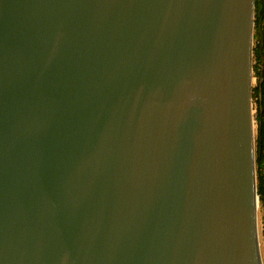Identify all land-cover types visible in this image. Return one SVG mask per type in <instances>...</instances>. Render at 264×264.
<instances>
[{"label": "water", "instance_id": "1", "mask_svg": "<svg viewBox=\"0 0 264 264\" xmlns=\"http://www.w3.org/2000/svg\"><path fill=\"white\" fill-rule=\"evenodd\" d=\"M254 0H0V264H262Z\"/></svg>", "mask_w": 264, "mask_h": 264}, {"label": "trees", "instance_id": "2", "mask_svg": "<svg viewBox=\"0 0 264 264\" xmlns=\"http://www.w3.org/2000/svg\"><path fill=\"white\" fill-rule=\"evenodd\" d=\"M262 4H264L262 0H254V29H255V34L257 38H258L257 21L259 19L261 7L264 6ZM259 46L254 51V56L258 61H259V55H258ZM254 74H255V77L257 78V85L253 89V96H252V98L255 97V100H256V115H255L256 134H257L256 135V155H255L256 183H257V196H258L259 203L262 206H264V203H262V197H261V165H260V157H261L260 103H261V100L264 99V93L260 92V75L258 72V68H255Z\"/></svg>", "mask_w": 264, "mask_h": 264}, {"label": "rangeland", "instance_id": "3", "mask_svg": "<svg viewBox=\"0 0 264 264\" xmlns=\"http://www.w3.org/2000/svg\"><path fill=\"white\" fill-rule=\"evenodd\" d=\"M260 45L259 39L256 37L255 29L253 25V39H252V83H251V108H252V116H253V128H254V156L256 155V100L253 96V89L257 85V78L255 77V68H260V62L255 58L254 51ZM256 175V169H255ZM257 233H258V242L262 264H264V206H262L258 202L257 206Z\"/></svg>", "mask_w": 264, "mask_h": 264}, {"label": "snow or ice", "instance_id": "4", "mask_svg": "<svg viewBox=\"0 0 264 264\" xmlns=\"http://www.w3.org/2000/svg\"><path fill=\"white\" fill-rule=\"evenodd\" d=\"M264 5V4H262ZM258 39L260 46L258 48V55L260 61V68L258 69L260 75V92L264 93V6L261 7L259 19L257 21ZM261 115V197L264 203V99L260 103Z\"/></svg>", "mask_w": 264, "mask_h": 264}, {"label": "clouds", "instance_id": "5", "mask_svg": "<svg viewBox=\"0 0 264 264\" xmlns=\"http://www.w3.org/2000/svg\"><path fill=\"white\" fill-rule=\"evenodd\" d=\"M262 2H264V0H262Z\"/></svg>", "mask_w": 264, "mask_h": 264}, {"label": "bare ground", "instance_id": "6", "mask_svg": "<svg viewBox=\"0 0 264 264\" xmlns=\"http://www.w3.org/2000/svg\"><path fill=\"white\" fill-rule=\"evenodd\" d=\"M258 206V205H257Z\"/></svg>", "mask_w": 264, "mask_h": 264}]
</instances>
